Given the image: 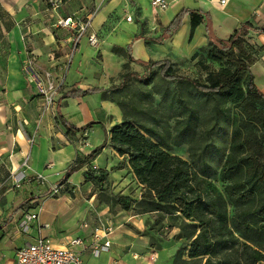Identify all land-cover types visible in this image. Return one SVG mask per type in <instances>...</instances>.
Instances as JSON below:
<instances>
[{"label": "crops", "instance_id": "0c3cea01", "mask_svg": "<svg viewBox=\"0 0 264 264\" xmlns=\"http://www.w3.org/2000/svg\"><path fill=\"white\" fill-rule=\"evenodd\" d=\"M149 1L60 0L56 8H51L46 0H0V264H12L16 249L37 237H46L57 246L65 245L74 236L89 242L97 219L113 225L110 243L96 256L77 247L82 264H107L112 260L117 264H152L150 256L157 257L146 244H138L140 250H135L130 243L134 240L130 241L123 225L126 220L136 223L143 217L122 209L111 213L105 204L98 212L87 211L84 206L88 201L79 204L78 193L71 198L61 192L65 185H57L76 157L81 158L102 142L104 132L100 125L106 134L104 146L91 161L72 172L65 183L71 185L74 175L78 177L75 183H84L86 169L92 175H102V181L122 183L121 174L128 171L125 156L118 155L107 143L109 128L122 120L118 106L100 92L83 96L64 93L107 87L109 77L124 62L136 72L142 69L135 62L126 61L122 52H113L112 47L123 49L129 44L133 59L172 60L178 55H193L207 45L206 22L218 38H226L244 21L262 26L264 0H165L167 6L162 10L151 7ZM180 9L196 11L204 17L203 22L189 35L186 14L169 37L154 42L153 38L161 34ZM127 15L130 20L125 19ZM65 17L88 20V27L76 41L74 29L57 23ZM88 34L94 35L93 45L87 41ZM251 35L259 49L249 70L255 87L264 94V32H249ZM149 50H154L153 58ZM32 56L39 75L49 72L63 86L48 111L42 109L41 98L22 69L24 61ZM108 56L118 66H114V72L109 71ZM58 115L75 127L94 124L82 136L65 133L57 122ZM17 172L22 177L16 182L13 175ZM116 176L118 182L114 180ZM52 186L59 191L51 194ZM47 200L51 201L43 208ZM25 211L37 212V218L22 231L17 223ZM81 222L86 227H80Z\"/></svg>", "mask_w": 264, "mask_h": 264}, {"label": "trees", "instance_id": "16d2710c", "mask_svg": "<svg viewBox=\"0 0 264 264\" xmlns=\"http://www.w3.org/2000/svg\"><path fill=\"white\" fill-rule=\"evenodd\" d=\"M186 14L189 35L204 20L196 11L180 9L161 34L153 38L154 42L169 37ZM204 30L207 58L222 62L225 55L246 44L249 32H264V25L252 26L244 21L226 38L215 37L207 22ZM112 50L115 53L124 51L126 61L135 62L144 69L143 72L123 70L118 82L105 88L76 89L64 94L83 96L100 92L110 95L124 88L130 80L149 81L157 68L160 80L186 83L212 100L206 117L196 115L195 106L187 104L171 127L167 122L160 127L159 119L153 115H149L151 124L130 120L122 104L109 99L120 109L122 120L109 128L107 143L118 155L125 156L129 172L142 187L137 202L139 212L154 211L157 215L180 220L175 227L180 230L179 237L186 241L187 249L184 252L185 247H176L171 264H256L261 261L264 248V161L258 156L261 149L257 144L259 135L249 127L257 125L260 136H264V109L255 114L252 111L255 101L264 104V94L255 87L249 70L257 53L240 56L231 66L222 65L214 72L208 70L205 82H199L173 72L169 59H133L129 44L123 49L112 47ZM228 104L235 107L234 115L230 114ZM130 108L136 111L134 105ZM57 122L65 128V133L71 131L79 136L94 124L87 122L75 127L61 115L57 116ZM220 122L230 127L229 142L222 163L218 165L219 159L212 165L203 158V152L208 149L214 155H221L220 147L210 140L212 131ZM100 128L104 132L102 142L81 158L76 157L57 185L64 184L72 172L98 154L106 142L105 129L102 125ZM170 136L187 144L188 161L168 152ZM216 169L221 190L208 179L216 174ZM87 175L95 176L86 169ZM229 207L231 216L228 215ZM122 208L127 209L129 205L125 203ZM230 220L236 222L232 227L228 226ZM182 255L186 258L182 259Z\"/></svg>", "mask_w": 264, "mask_h": 264}, {"label": "rangeland", "instance_id": "374dc122", "mask_svg": "<svg viewBox=\"0 0 264 264\" xmlns=\"http://www.w3.org/2000/svg\"><path fill=\"white\" fill-rule=\"evenodd\" d=\"M206 48L207 47L200 49L199 52H195L193 55H178L176 59L174 58L170 60L173 72L195 79L199 82H205V73L208 70L214 72L222 65L231 66L238 57H246L244 55H247L248 53H257L259 45L254 42V38L251 35L246 39L245 45H242L238 50L233 51L231 54L225 55L222 62H216L208 59L206 56ZM149 51L150 58H153L155 55L154 50ZM122 54L125 56L124 51H122ZM107 64L110 72L115 71L114 66L116 68L118 67L110 56L107 57ZM137 66L139 65L137 64ZM33 68H36L34 62ZM123 70L134 71L127 63L124 62L120 70H118V72L113 76L109 77L108 82L110 84L117 83L119 75ZM138 70L137 73H142L144 69L140 68ZM62 75L63 73L61 76ZM59 91H63V86H61V84L57 92ZM102 95L108 99L119 101L127 112L130 120L143 124H151L152 121L150 120L149 115H153L159 119L158 126L160 127H162L165 122H167L171 127L175 119H177V116L182 113L184 109L183 107L187 104L195 106L196 115L206 117L212 103L209 96L196 92L186 83L160 80L157 68H154L153 77L147 82L140 83L135 80H130L128 84L119 91L110 95L105 93ZM254 103L255 105L252 107L253 113H260L261 110L264 109V104H261L259 101H255ZM130 105H134L136 107V111L131 110ZM228 105L230 114L234 115V113H236L235 107L232 104ZM249 127L255 134L259 135L257 144H260L261 149L259 150L258 156L264 161V136H260L261 130L257 125L253 126L252 124V126L249 125ZM229 132V125L222 124L221 122L219 126L212 131L210 140L212 143L219 146L221 150V155H214L208 149L203 152V158L206 161L209 160L212 165H215L219 159L220 162L218 165L222 163L224 159L223 152H226L229 142ZM169 141L170 149L168 152L188 161L189 157L187 144L183 140L176 137L172 138L171 136L169 137ZM200 143H202V141ZM217 171L218 170L216 169V174L209 176L208 179L213 182L214 186L218 190H221L222 184L218 178ZM121 176L124 178L122 179V183L112 184L109 181H102V175L85 176L84 172V183H75L78 177H75L74 175L72 178L73 183L71 185L69 183L62 184L65 186L62 188L61 192L70 194L71 198H73L75 193H78L80 196L76 198L77 201L79 199V204L84 201H88L84 206L88 208L87 211L94 210L98 212L105 204L108 211L111 213L122 209L124 211H128L130 214L143 217L142 221H137L136 223H131L128 220L123 223L128 232L127 234H129L128 238L130 241L134 240L130 243L133 245L135 250H140V247L137 249L138 244H146V246L151 248L152 252H156L157 257L155 256L154 258V256H150L149 258L150 261H152V264H171L176 247L180 245L185 247L184 252L187 249V246H185L186 241L182 237H179L180 230L175 227L178 225L180 220L171 219L160 214L157 215L154 211L139 212L140 209L137 202L139 201L140 195L143 191L142 187L136 183L129 170L126 173L122 172ZM114 180L115 182H118L119 177L116 176ZM57 196L58 195H55L53 197ZM79 197H81V199ZM48 201L51 200H47L43 208H46ZM125 203L129 205V208H122ZM228 215H232L230 207L228 208ZM235 223V221L230 220L228 222V226L232 227ZM262 251L263 258L256 264H264V248H262ZM185 258V255H182V259ZM153 259L155 262H153Z\"/></svg>", "mask_w": 264, "mask_h": 264}, {"label": "built area", "instance_id": "2783aa9c", "mask_svg": "<svg viewBox=\"0 0 264 264\" xmlns=\"http://www.w3.org/2000/svg\"><path fill=\"white\" fill-rule=\"evenodd\" d=\"M46 2L51 8H56L60 0H46ZM219 2L223 3L224 0H219ZM149 4L157 10H162L167 6L165 0H150ZM125 19L130 20V16L127 15ZM57 23L66 29H74L75 41L84 34L86 27H88L87 19L79 21L72 17L59 19ZM87 41L93 45L95 43L94 35L88 34ZM33 62L34 57H28L24 61L22 69L28 79L34 84L42 101V109L44 111L51 110L60 82L55 81L49 72H43V74L39 75L33 68ZM13 176L16 182L22 177L20 172L15 173ZM40 178V175H36L37 180H41ZM57 191V186L50 188L51 194H55ZM36 218L37 212L35 211L23 212L18 219V229L24 231L30 221ZM79 226L86 227V223L81 222ZM113 229L114 227L110 221L97 219L92 228L91 241L85 242L82 237L74 236L67 239L66 244L63 246L54 245L46 237H37L33 242L16 249L12 264H82L80 251L76 250V248L88 249L92 256H96L99 251L107 250ZM107 264H117V261L112 260Z\"/></svg>", "mask_w": 264, "mask_h": 264}]
</instances>
